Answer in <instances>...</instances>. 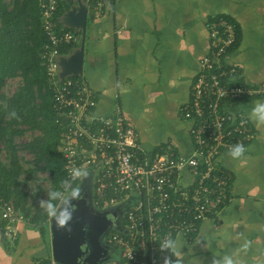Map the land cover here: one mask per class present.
Segmentation results:
<instances>
[{"label": "crops", "instance_id": "1", "mask_svg": "<svg viewBox=\"0 0 264 264\" xmlns=\"http://www.w3.org/2000/svg\"><path fill=\"white\" fill-rule=\"evenodd\" d=\"M85 2L90 9L92 1ZM221 15L236 25L228 61L240 65L239 80L264 82V0H114L100 17L89 13L82 77L94 92L95 113L107 116L119 109L147 151L171 144L176 153H189L192 121L180 109L208 52L206 24ZM257 101L264 95L240 103L247 118ZM249 122L254 137L243 157L223 160L230 201L204 219L192 238L175 237L179 255L170 252L173 261L214 264L233 255L237 264H264V127ZM17 156L23 167L18 150ZM0 164L8 166L9 159ZM23 176L17 178L21 188ZM25 219L9 239L0 217V264H42L51 257L49 221L42 232ZM109 258L110 264L118 256Z\"/></svg>", "mask_w": 264, "mask_h": 264}, {"label": "built area", "instance_id": "2", "mask_svg": "<svg viewBox=\"0 0 264 264\" xmlns=\"http://www.w3.org/2000/svg\"><path fill=\"white\" fill-rule=\"evenodd\" d=\"M59 1H39L46 38L40 57L60 128L64 179L72 167L86 169L88 175L74 180L73 186L85 183L95 212L120 211L121 219L104 242L118 256L110 264H164L166 257L173 261L160 242L179 234L192 238L204 219L230 201L231 179L223 160L234 144L247 150L254 137L239 105L264 95V82H241L240 65L228 61L237 40L235 23L222 15L208 21V52L199 60L190 99L180 109L182 117L192 121V149L179 154L167 144L147 151L119 109L107 116L95 113L94 92L82 76H58L59 49L76 40L74 30L56 29ZM112 1L95 0L88 14L100 17ZM0 217L3 235L14 238L25 218L1 193ZM46 264L59 263L51 256Z\"/></svg>", "mask_w": 264, "mask_h": 264}, {"label": "trees", "instance_id": "3", "mask_svg": "<svg viewBox=\"0 0 264 264\" xmlns=\"http://www.w3.org/2000/svg\"><path fill=\"white\" fill-rule=\"evenodd\" d=\"M39 1L0 0V88L7 78L20 76L22 79V85L12 95L5 96L0 92V137L9 159L8 166L0 164V193L13 203L24 218L27 217L24 215L26 194L17 189V178L23 172V167L18 162L17 146L13 141L14 132L18 131L14 125H24L41 132L25 148L35 154L37 161H42V170L49 172L47 192L52 188L58 189L64 180L63 162L58 151L60 128L55 120L52 97L40 57L46 38L40 25ZM89 1L92 4L95 0ZM68 7L64 0L59 1L55 12L56 29H71L59 22L60 15ZM71 30L76 32V40L61 46L59 51L62 54L69 53L78 45L80 32ZM13 111L15 116L10 115ZM30 221L46 232L49 218L44 210L30 217Z\"/></svg>", "mask_w": 264, "mask_h": 264}, {"label": "water", "instance_id": "4", "mask_svg": "<svg viewBox=\"0 0 264 264\" xmlns=\"http://www.w3.org/2000/svg\"><path fill=\"white\" fill-rule=\"evenodd\" d=\"M68 9L62 12V26L80 32L79 45L67 54L57 56L58 76H82L84 37L88 19V6L84 0H65ZM71 218L62 227L49 220L51 256L59 264H100L108 260L110 250L101 236L117 218V210L93 212L87 202V194L71 200L67 206ZM107 212V213H106Z\"/></svg>", "mask_w": 264, "mask_h": 264}, {"label": "clouds", "instance_id": "5", "mask_svg": "<svg viewBox=\"0 0 264 264\" xmlns=\"http://www.w3.org/2000/svg\"><path fill=\"white\" fill-rule=\"evenodd\" d=\"M10 115L15 116L13 111ZM248 119L256 127H264V101H257L248 113ZM246 149L241 143L234 144L228 152V156L233 160H239L243 157ZM88 175V171L82 167H72L68 173V178L60 182L59 188H52L47 192V199L40 201V207L49 220L54 221L57 227H62L71 218L68 205L71 200L81 198V189L79 186H73V181ZM162 249H168L174 255L178 253V242L174 239L165 238L160 242ZM164 264H181L179 259L172 261L166 257ZM214 264H237L233 255H224L221 260L214 261Z\"/></svg>", "mask_w": 264, "mask_h": 264}, {"label": "rangeland", "instance_id": "6", "mask_svg": "<svg viewBox=\"0 0 264 264\" xmlns=\"http://www.w3.org/2000/svg\"><path fill=\"white\" fill-rule=\"evenodd\" d=\"M21 85L22 79L20 76L7 78L0 88V92L5 96H10ZM13 127L14 129H18V131L14 132L15 134L13 135V141H15L19 157L23 163L24 172H22V174L24 175L23 178L25 177L22 188L20 184L18 185L17 189L24 191L26 194L24 198V205L26 209V211H24V215L26 214L30 220V217L35 214L37 215L40 210H43L40 207V201L47 198V190L50 184V174L49 172L42 170V161H37L35 154L31 151L29 152V150L25 148L26 144L37 138L41 132L38 130L28 129L24 125L20 124L14 125ZM2 144L3 142L1 140V145ZM5 158L8 160V151L5 149V147H1L0 161L2 162ZM110 256L115 258L117 254L115 251H110ZM109 259L106 261H101L100 264H108L110 262Z\"/></svg>", "mask_w": 264, "mask_h": 264}, {"label": "flooded vegetation", "instance_id": "7", "mask_svg": "<svg viewBox=\"0 0 264 264\" xmlns=\"http://www.w3.org/2000/svg\"><path fill=\"white\" fill-rule=\"evenodd\" d=\"M79 187H80V189H81V196H82L83 194H87V202H88L89 208H90L93 212H95L94 209H92V206H91V203H90V196H89L90 193H89V189H88V187L85 185V183H81V184L79 185ZM107 212H109V211H107ZM107 212H106V213H107ZM117 213H118V215H117L116 220H115L112 224H110V225L108 226V228L106 229V231H105V232L103 233V235L101 236V239H102V242H103V243L106 241V237H107L106 234H108L109 231L111 230L112 226H113L117 221H119V220L121 219L120 211L117 210Z\"/></svg>", "mask_w": 264, "mask_h": 264}]
</instances>
